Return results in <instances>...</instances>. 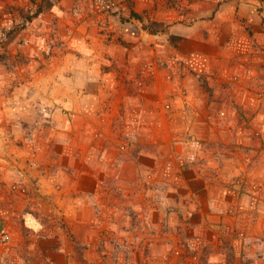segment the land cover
<instances>
[{"label": "rangeland", "instance_id": "rangeland-1", "mask_svg": "<svg viewBox=\"0 0 264 264\" xmlns=\"http://www.w3.org/2000/svg\"><path fill=\"white\" fill-rule=\"evenodd\" d=\"M186 1L166 0V27L151 10L90 27L98 15L88 0H0V135H10L0 144V264H264V82L244 88L245 63H223L220 76L210 47L179 44ZM145 30L158 33L153 49L135 40ZM146 49L153 63L132 68L130 54ZM90 54L111 62L94 63V84L83 72L71 78ZM60 67L57 85L95 86L92 110L119 116L122 143L148 156L138 181L96 188L103 201L87 238L71 235L83 226L71 225L69 207L40 201L35 155L21 165L14 151L52 132L50 120L76 119L64 102L48 103Z\"/></svg>", "mask_w": 264, "mask_h": 264}, {"label": "crops", "instance_id": "crops-1", "mask_svg": "<svg viewBox=\"0 0 264 264\" xmlns=\"http://www.w3.org/2000/svg\"><path fill=\"white\" fill-rule=\"evenodd\" d=\"M70 1L71 5L66 8L72 7L76 2V0ZM126 1H130L131 5L128 6ZM181 1H184V4L188 3L186 0ZM189 2L188 11L180 15L176 25L181 30L179 44L210 47L213 62L220 76L223 63L225 67H228L227 64L232 61L245 63L241 70L243 73L241 77L246 80L244 88L256 84L257 80L264 82V0H190ZM167 8L166 0H88V13L98 15L90 19L88 25L98 26L97 22H100V18L104 19L115 13L127 14L132 11L143 13L151 10L154 22L165 23L166 27L172 16L171 10ZM117 24L114 25V30L119 28ZM161 33L164 34L160 31ZM155 34L158 33H148L145 30L135 40L146 42V45L152 46L153 49ZM86 37L91 41L99 39L95 36L93 28H90ZM146 51L145 54L135 53L124 56H129V62L135 69L142 61L149 62L152 59L153 63L154 52L149 54L148 49ZM102 61L107 63L111 62V59L103 57L99 59L95 54L80 57L79 62L83 63L84 67L82 70L79 66L71 70L69 68L72 73L70 77L73 78L75 73L83 72L85 81L92 84L98 76L97 64L94 63H102ZM87 63L91 64L87 66ZM61 69L62 67L50 74L48 81L50 88L53 89L48 103L55 105L64 102L69 109L79 111L76 119L66 120L60 117L50 120L51 127H54L52 132L36 133L33 146L30 147L25 143V148L17 147L14 151L22 158L19 161L21 165L26 164L24 155L27 156V153L35 155L38 162L35 175L40 185V201H48L59 206L65 204L69 207L67 214L73 216L70 219L71 225L83 226V231L77 230L79 233L71 231V235L76 238L80 236L87 238L90 236L89 229L94 212L96 219L94 207H101L103 201L100 192L96 194V188L102 191L100 183L107 181H113L120 189L125 181L131 183L138 181L143 171L139 162L143 157L148 156L134 153L129 149V145L122 143L120 140L122 130L118 131L116 126L119 125V116L114 119L108 114L98 115L92 110L88 99L100 91L94 89L95 86H87L86 83L81 89L75 85L59 87L54 79L59 72H62ZM61 94L63 95L60 96ZM119 102L122 103L120 108L125 107L126 101L122 99L116 102V108L119 107ZM123 124L121 129H126L124 122ZM7 139H10V135L3 131L0 135V144H4ZM21 140L25 142V137ZM9 141L11 140L7 142ZM79 207H82V212L77 213L73 210ZM89 246L86 242L84 251L89 252Z\"/></svg>", "mask_w": 264, "mask_h": 264}, {"label": "trees", "instance_id": "trees-1", "mask_svg": "<svg viewBox=\"0 0 264 264\" xmlns=\"http://www.w3.org/2000/svg\"><path fill=\"white\" fill-rule=\"evenodd\" d=\"M43 12H44V9L42 6H40L39 9L37 10V12L34 15H32L31 17H29L28 22H32L34 19L39 17Z\"/></svg>", "mask_w": 264, "mask_h": 264}, {"label": "built area", "instance_id": "built-area-1", "mask_svg": "<svg viewBox=\"0 0 264 264\" xmlns=\"http://www.w3.org/2000/svg\"><path fill=\"white\" fill-rule=\"evenodd\" d=\"M9 239H10V236H9L8 234H5V235L2 237V241H3V242H7Z\"/></svg>", "mask_w": 264, "mask_h": 264}]
</instances>
